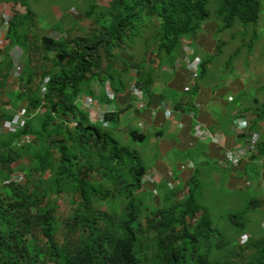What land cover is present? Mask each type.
Masks as SVG:
<instances>
[{"label": "trees", "instance_id": "trees-1", "mask_svg": "<svg viewBox=\"0 0 264 264\" xmlns=\"http://www.w3.org/2000/svg\"><path fill=\"white\" fill-rule=\"evenodd\" d=\"M30 1L0 0L26 8L23 16L9 18L4 36L8 46L0 54V67L6 69L2 73L0 68V127L24 111L15 131L0 129V180H5L0 187V264H235L213 262L210 253L199 252L200 242L208 243L216 230L191 188L186 199L169 209L149 210L146 226L139 221L143 211L135 203V193L143 187L147 171L142 158L118 141L110 127L89 120L88 112L76 103L92 94L96 78L103 85L109 82L115 95L132 80L137 89L148 91L153 80L145 71L147 61L138 66L115 50H124V39L134 34L137 24L148 20L155 26L156 20L153 53L178 59L183 40L196 38L210 21L208 0H112L107 14L97 15L99 29L91 36L41 37L44 54L35 63L30 53ZM96 8L93 1L86 16L93 17ZM260 9V0H223L217 9L219 32L232 29L237 21L256 23ZM12 47L28 53L27 63L19 61L17 92L8 90L6 77H1L10 75L14 66L8 56ZM118 63L123 65L120 72ZM205 67L206 63L201 66L204 73ZM113 115L107 114L105 121L111 122ZM26 135L31 139L22 142ZM131 137L146 139L139 131H132ZM14 162L24 173L22 183L10 178ZM65 193L79 198L71 215L73 230L82 227L77 244L62 240L59 245L55 238L59 226L52 202ZM114 194L122 200L119 214L107 216L92 208L94 198ZM102 218L108 223L104 231L97 226ZM38 239H44L45 246H37ZM249 246L252 255L244 264H264V238Z\"/></svg>", "mask_w": 264, "mask_h": 264}, {"label": "crops", "instance_id": "crops-1", "mask_svg": "<svg viewBox=\"0 0 264 264\" xmlns=\"http://www.w3.org/2000/svg\"><path fill=\"white\" fill-rule=\"evenodd\" d=\"M215 24L208 21L196 38L183 40L182 56L176 60L158 57L156 52L148 55V50L155 49L148 48L139 60L133 61L142 66L146 60L145 71L153 80L149 90L143 92V107L138 106L140 100L132 91L137 89L135 80L115 95L109 82L103 85L99 79H93L92 94L83 95L76 103L88 112L93 123H101L103 113L114 114L105 126L126 141L146 145L147 171L138 193L156 191V205H161L163 200L178 204L191 186L198 184L203 188L200 196L206 190L211 195L218 192L222 196L244 192L252 198L249 204L264 212V202L254 200L259 194L264 196V85H260L264 77L260 81L262 73L252 70L230 75L216 85L203 82L201 66L207 60L200 53L212 56L218 51L215 37L219 30ZM117 65L120 72L122 68ZM131 73L135 79L136 71ZM106 86L112 91L111 98L107 96ZM254 88L256 93L251 94ZM165 103L173 108L172 113L162 106ZM237 119H248L249 129L238 131ZM197 128L219 134L220 142L196 138ZM132 131H139L146 139L134 140ZM252 133L260 135L255 143L249 142ZM245 149L238 164L230 163L225 156L229 151ZM252 234L253 240L258 241L257 233Z\"/></svg>", "mask_w": 264, "mask_h": 264}, {"label": "rangeland", "instance_id": "rangeland-1", "mask_svg": "<svg viewBox=\"0 0 264 264\" xmlns=\"http://www.w3.org/2000/svg\"><path fill=\"white\" fill-rule=\"evenodd\" d=\"M95 1L99 8L94 11L93 17H87L85 9ZM223 0H208L207 9L210 14V21L217 24L222 28V23L217 17V9ZM112 0H31L28 3V7L31 10L32 22H31V60L33 63L41 60L43 56V45L41 43V37L50 36L55 39L60 37L75 39L79 37H88L95 33L99 29V25L96 21L98 14H107ZM260 14L259 20L256 23H250L244 25L237 21L234 27L230 30L220 31L216 34L215 39L219 42L218 51L208 56L206 53H200L203 59H206V67L204 76L201 77L203 82L209 84H220L230 75L242 74L244 72H261L262 75H257L260 81L264 77V0H260ZM26 13V8L20 3L17 5H11L9 2H0V18L3 21L0 23V32L5 36V30L8 26V20L14 14H18L20 17ZM31 16H28V19ZM146 20V19H145ZM27 20H25L26 22ZM106 21H110V17L106 16ZM153 24L158 27L156 20ZM215 24V25H216ZM150 25L148 20L142 21L136 25L133 30V35L124 39V50L116 49L115 52L119 53L120 57L124 60L137 61L142 57V53L147 51L148 48H155L154 35L156 28ZM1 37V34H0ZM0 54L3 55V50L8 46V37L1 38ZM224 45H223V44ZM195 50H199L193 45ZM157 47L153 49L156 51ZM153 51L148 50V55H153ZM8 56L13 59L14 66L11 69L10 75L6 76L2 74L1 77H6V87L12 92H17L19 85L17 82V76L14 73L15 67L18 65L22 67L20 62L27 63L28 53L22 52L18 47H12L8 50ZM211 68L208 67V63ZM106 63V62H105ZM45 65H49L48 62H44ZM118 68H122L121 64L117 65ZM2 73L5 72L4 66L0 67ZM264 83H260V85ZM43 86V85H42ZM255 88L252 89L251 94H255ZM254 96V95H253ZM72 123V122H71ZM14 128V129H13ZM5 131H15V126ZM111 132L112 129H110ZM114 137L123 143L132 151H135L145 161L142 160L147 168V147L145 144L134 142L132 140L126 141L122 138V135L114 134ZM27 136V135H26ZM29 140L31 139L30 136ZM24 140L26 138L24 137ZM24 161H26L24 159ZM27 162V161H26ZM147 162V163H146ZM14 167L13 172L10 174V178L16 182L22 183L25 180L24 173L18 167L16 162L12 163ZM249 168L248 172H251ZM147 179V178H146ZM5 180H0V187L4 186ZM192 189L197 204L204 210L208 209L209 215L213 221L214 229L216 232L211 236L210 241L206 244L200 242L199 252L210 253V259L213 262H221L225 260H233L235 264H244L251 257L252 248L249 246L253 242V234L257 233L260 240L264 238L263 216L264 212L255 209L249 201L252 199L244 192H236L233 195H220L218 192H214L212 195L210 191H205L204 196H200L201 186L192 185ZM5 189H8L5 187ZM142 189V188H141ZM140 189V190H141ZM139 191V190H138ZM138 191L135 193V203L142 206L143 216L140 218V222L146 226L147 219L149 217V210L156 209L166 210L172 207L170 201L163 200L161 205H156V191ZM189 192L187 193L188 196ZM185 196V199L187 198ZM184 200V199H183ZM182 200V201H183ZM260 203L264 202V196L258 195L254 199ZM79 198L77 194L65 193L60 195L54 202L53 206L56 208L55 216L58 222L59 229L55 233L57 243L61 245L62 240L67 241L70 244H77L79 242V236L82 227L79 226L77 231L72 228L71 215L73 210L77 207ZM92 208L97 212L103 213L107 216H113L119 214L122 208L121 197L117 194L111 195L107 199L94 198ZM256 212V213H255ZM235 215V217H233ZM98 216V215H97ZM235 219V220H234ZM234 220V221H233ZM190 223L194 222V219L189 220ZM107 221L102 218L98 221V228L104 231L107 226ZM244 234L251 235V238L244 239ZM146 243H149L146 237ZM37 246H45L44 239H38L36 241ZM67 246V245H64ZM206 246V247H205ZM68 247V246H67ZM254 251V249H253Z\"/></svg>", "mask_w": 264, "mask_h": 264}, {"label": "built area", "instance_id": "built-area-1", "mask_svg": "<svg viewBox=\"0 0 264 264\" xmlns=\"http://www.w3.org/2000/svg\"><path fill=\"white\" fill-rule=\"evenodd\" d=\"M2 42V39L0 37V43ZM21 70H22V67L20 66H16L15 69H14V73L17 77L19 76V74L21 73ZM43 83H46V80H44ZM108 89V93H107V96L109 98H111L113 96L112 94V91L110 89L109 86H106ZM45 92V89L44 88H41V93L44 94ZM134 94L136 95V97H138V99L140 100L139 103H138V106L140 107H143L144 106V103H143V95H142V92H140L139 90L137 89H134L133 90ZM165 110H167V112L171 113L173 111V108L172 107H169L167 103L163 104L162 105ZM23 110L21 109L19 112H17L10 121H3L2 124H1V127L0 129L2 130H7V129H11L13 128L14 126H16L17 124H20L22 122V119H23ZM105 113L102 114L101 116V121L104 122V119H105ZM235 124H236V129L238 131H242V132H245V130L248 129V120L247 119H237L235 121ZM195 136L200 139V140H204V141H212V142H216V143H219L220 142V135L219 134H216V133H211V132H206L205 130H203L202 128H197L196 131H195ZM24 137L26 138V140H24ZM22 137L21 141H29V137L28 136H24ZM260 135L258 133H252L251 136H250V139H249V142H252V143H255L258 141ZM246 152V150H238V151H230V152H227L226 153V158L234 163V164H238L241 160V157L242 155ZM191 166L193 167L194 164L192 163ZM244 239H249L250 236L249 235H243L242 236Z\"/></svg>", "mask_w": 264, "mask_h": 264}, {"label": "clouds", "instance_id": "clouds-1", "mask_svg": "<svg viewBox=\"0 0 264 264\" xmlns=\"http://www.w3.org/2000/svg\"><path fill=\"white\" fill-rule=\"evenodd\" d=\"M195 61H196V60H195ZM133 90H134V89H133ZM133 90H132V91H133ZM137 90H139V89H137ZM139 91H140V90H139ZM140 92H142V91H140ZM142 95H143V92H142ZM143 98H144V96H143ZM143 103H144V102H143ZM166 111H167V110H166ZM171 113H172V112H171ZM106 115H107V114H106ZM106 115H105V117H106ZM247 120H248V119H247ZM106 122H107V121H105V119H104V122L101 121V123H103V124H106ZM248 123H249V121H248ZM249 127H250V124L248 125V129H249ZM248 129H247V130H248ZM245 131H246V130H245ZM250 136H251V135H250ZM250 136H249V139H250ZM196 138H197V137H196ZM245 150H246V149H245ZM229 152H230V151H229ZM232 152H233V151H232ZM245 153H246V152H245ZM225 156H226V155H225ZM227 160H228V159H227ZM230 163H232V162H230Z\"/></svg>", "mask_w": 264, "mask_h": 264}]
</instances>
